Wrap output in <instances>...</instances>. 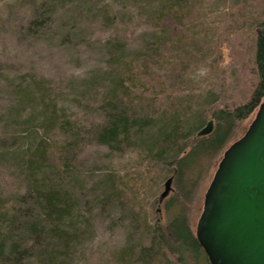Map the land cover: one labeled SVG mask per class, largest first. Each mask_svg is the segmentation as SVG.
I'll use <instances>...</instances> for the list:
<instances>
[{"label": "rangeland", "instance_id": "obj_1", "mask_svg": "<svg viewBox=\"0 0 264 264\" xmlns=\"http://www.w3.org/2000/svg\"><path fill=\"white\" fill-rule=\"evenodd\" d=\"M167 1L0 0V210H27L33 181L66 190L75 210L65 225L80 236L65 264H136L131 255L153 244L154 232L166 229L178 213L196 235L223 153L191 190L173 184L161 198L173 168L149 164L138 144L100 145L95 130L105 118L106 94L121 67L155 48L162 30L188 50L179 56L182 63L169 56V66L158 62L164 69H184L191 89L177 93H191L193 121L206 116L210 91L217 87L223 89L217 105L244 102L254 82L256 22L264 20V0H184V9H176L181 18L150 21ZM144 97L136 94L135 106ZM48 102L56 106L61 127L45 123ZM255 114L231 144L246 133ZM158 132L156 126L144 136ZM41 143L72 149L63 170L51 161L56 152L45 171L29 172V156Z\"/></svg>", "mask_w": 264, "mask_h": 264}, {"label": "trees", "instance_id": "obj_2", "mask_svg": "<svg viewBox=\"0 0 264 264\" xmlns=\"http://www.w3.org/2000/svg\"><path fill=\"white\" fill-rule=\"evenodd\" d=\"M184 6V0H168L148 18L150 21L165 17L176 20L182 17L176 9H184ZM113 18L114 15L111 16ZM256 26L254 82L244 102L232 106L217 105L223 90L221 86L217 87L218 90L210 91L212 100L206 116L193 121L195 102L189 96L191 93H177L178 89H191L186 75H183L184 69L163 67L169 66L170 62H165V56L182 63L179 56H185L188 50L182 42L173 40L168 31L162 30L156 38L155 48H148L144 54L140 53L121 67L114 87L106 94L105 118L95 130L98 144L111 149L138 144L145 151L149 164L158 161L173 168L172 186L175 184L176 188L182 186L191 190L202 178L204 168L212 169L237 137L242 123L257 112L264 100V20L257 21ZM162 48L166 51L164 54ZM174 52L179 54L174 55ZM159 80L162 81L160 84ZM154 83L155 87L149 91L148 86ZM156 87H161L162 93ZM138 93L145 97L135 106ZM55 109L54 104H46L43 109L45 123L61 127L62 118ZM208 119L214 123L213 131L206 136H198ZM156 126L158 134L146 138L145 132ZM56 152V161H51L57 162L59 170H63L67 165L65 156L72 153V149L64 146L54 149L41 143L29 156V172L45 171L44 165ZM51 167L57 168L52 163ZM113 187L116 191L121 190L115 183ZM30 188V198L25 202L27 210L20 207L13 212L0 210V264H30L32 260L34 264H65L76 244L75 238L80 236L65 225L66 221H71L75 201L66 190L49 181L46 184L33 181ZM153 241V244L142 246L130 258L136 264H210L183 213L175 215L166 229L154 232Z\"/></svg>", "mask_w": 264, "mask_h": 264}, {"label": "water", "instance_id": "obj_3", "mask_svg": "<svg viewBox=\"0 0 264 264\" xmlns=\"http://www.w3.org/2000/svg\"><path fill=\"white\" fill-rule=\"evenodd\" d=\"M213 127L209 121L198 136ZM195 236L210 264H264V100L246 133L223 153Z\"/></svg>", "mask_w": 264, "mask_h": 264}]
</instances>
